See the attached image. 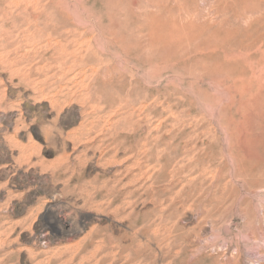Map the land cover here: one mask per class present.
Here are the masks:
<instances>
[{"label":"rangeland","instance_id":"rangeland-1","mask_svg":"<svg viewBox=\"0 0 264 264\" xmlns=\"http://www.w3.org/2000/svg\"><path fill=\"white\" fill-rule=\"evenodd\" d=\"M0 264H264V0H0Z\"/></svg>","mask_w":264,"mask_h":264},{"label":"bare ground","instance_id":"bare-ground-1","mask_svg":"<svg viewBox=\"0 0 264 264\" xmlns=\"http://www.w3.org/2000/svg\"><path fill=\"white\" fill-rule=\"evenodd\" d=\"M67 224V223H66ZM65 225V224H64ZM70 228V227H69Z\"/></svg>","mask_w":264,"mask_h":264}]
</instances>
